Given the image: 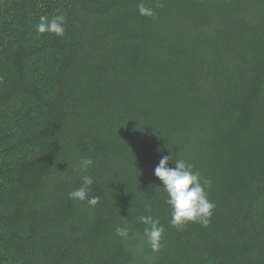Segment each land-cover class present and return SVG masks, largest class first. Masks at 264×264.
Returning <instances> with one entry per match:
<instances>
[{"label": "trees", "instance_id": "obj_1", "mask_svg": "<svg viewBox=\"0 0 264 264\" xmlns=\"http://www.w3.org/2000/svg\"><path fill=\"white\" fill-rule=\"evenodd\" d=\"M170 152L212 181L206 228L169 225ZM0 264H264V0H0Z\"/></svg>", "mask_w": 264, "mask_h": 264}, {"label": "clouds", "instance_id": "obj_2", "mask_svg": "<svg viewBox=\"0 0 264 264\" xmlns=\"http://www.w3.org/2000/svg\"><path fill=\"white\" fill-rule=\"evenodd\" d=\"M140 15L155 17L153 8L146 7L143 2L137 5ZM66 17L61 13L51 18L41 16L39 23L35 25L38 34L45 32L62 37L65 32ZM172 162L174 166L170 167ZM93 164L89 157L81 158L78 168L74 171L84 172ZM153 174L162 182V187L167 194L166 204L170 208L169 225L182 229L189 222L199 223L202 227L210 224L212 210L215 208L214 202L209 200L206 189L210 188L212 181L195 171L193 165L186 163L183 159H174L170 152L163 155L153 170ZM82 184L79 188L68 193L70 200L85 201L89 206L94 207L99 197L93 194L91 188L94 183L91 176H82ZM137 221L145 225L143 234L146 243L153 252H158L161 248L164 227L158 218L151 215H141L136 217ZM130 226H116L115 234L120 238H127Z\"/></svg>", "mask_w": 264, "mask_h": 264}]
</instances>
